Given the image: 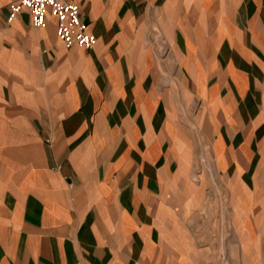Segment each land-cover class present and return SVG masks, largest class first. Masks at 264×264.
<instances>
[{
    "label": "crops",
    "instance_id": "1",
    "mask_svg": "<svg viewBox=\"0 0 264 264\" xmlns=\"http://www.w3.org/2000/svg\"><path fill=\"white\" fill-rule=\"evenodd\" d=\"M11 1L0 264L263 260L226 218L264 184V0H70L88 48L64 46L50 14L9 20Z\"/></svg>",
    "mask_w": 264,
    "mask_h": 264
},
{
    "label": "built area",
    "instance_id": "2",
    "mask_svg": "<svg viewBox=\"0 0 264 264\" xmlns=\"http://www.w3.org/2000/svg\"><path fill=\"white\" fill-rule=\"evenodd\" d=\"M22 9H26L30 22L43 26L46 15L55 18V35L66 47L73 44L84 48L92 46L95 35L87 29V24L80 18L79 7L70 0H13L9 3L8 19H12Z\"/></svg>",
    "mask_w": 264,
    "mask_h": 264
},
{
    "label": "rangeland",
    "instance_id": "3",
    "mask_svg": "<svg viewBox=\"0 0 264 264\" xmlns=\"http://www.w3.org/2000/svg\"><path fill=\"white\" fill-rule=\"evenodd\" d=\"M259 196L258 199L252 201V205H250L252 210L250 213L236 216L228 214L226 223L228 227L232 226L231 222L233 218H235L237 226H240L241 229L240 235H242V239L244 240L242 248L244 251L243 253L248 257L252 254H258L259 257L263 258L258 264H264V184L259 187ZM227 206H230L229 200ZM242 207L245 208V202L242 204ZM239 223L242 225H238ZM246 240H252V243ZM230 249L233 250V247L227 246L228 254ZM251 250L253 251L252 253ZM240 253L239 248V254Z\"/></svg>",
    "mask_w": 264,
    "mask_h": 264
}]
</instances>
